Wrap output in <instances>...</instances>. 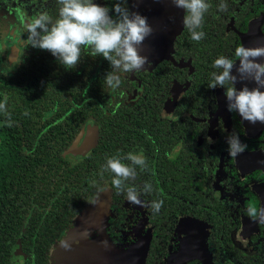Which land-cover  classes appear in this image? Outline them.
<instances>
[{
  "label": "flooded vegetation",
  "instance_id": "flooded-vegetation-1",
  "mask_svg": "<svg viewBox=\"0 0 264 264\" xmlns=\"http://www.w3.org/2000/svg\"><path fill=\"white\" fill-rule=\"evenodd\" d=\"M215 1L222 2L212 0L211 7ZM223 2L227 4L224 14L232 15L245 0ZM45 3L12 0L13 10L0 15L1 95L5 99L20 86L19 94L28 99L33 90L38 92L47 84L52 95L61 93L59 100L68 97L66 102L72 100L75 105L94 101L100 109L99 119L108 121L115 137L112 145L101 148L99 155L104 158L99 167L106 163V157H121L123 163L130 164L123 159L128 153L142 155L146 168L136 166L135 180L126 183L138 191L150 184L151 192L140 199L163 201L159 212L153 213L150 208L130 203L126 193L106 184V218L89 229L86 241H106L112 256L104 255L103 248H93L95 253H88L91 261L84 264H120V260H142L143 264H264V224L246 214L249 204L264 207V124H252L227 110L224 90L209 87L211 73L218 71L213 63L208 58L195 63L191 55H184L182 47L174 46L179 31L172 40V50L167 49L164 57L149 61L139 71L120 73L121 84L113 91L104 81L111 68L108 66L103 76V57L92 56L90 48L82 47L79 62L69 69L49 51L25 46L26 25L46 12ZM248 6L236 24L232 16L233 21L223 24L225 33L233 30L242 42L249 29L254 36L264 32V0H249ZM212 16L217 14L212 12ZM214 30L216 27L211 28ZM231 51L234 55L235 50ZM72 76L80 81V94L74 96L78 99L71 97L68 83ZM91 84L94 91L89 90ZM69 109L45 111L42 122L47 127L62 125L50 140L70 165L86 157L100 135L89 116L73 132L64 120L70 115ZM89 122L97 131L94 144L79 157H66L64 152ZM233 134L247 145L235 157L229 154L227 143ZM71 222L52 235L42 254L44 264L57 261V257H49V248L68 233ZM21 252L22 264H37L34 255L26 259L29 251ZM64 256L63 264H73L66 250Z\"/></svg>",
  "mask_w": 264,
  "mask_h": 264
},
{
  "label": "trees",
  "instance_id": "trees-1",
  "mask_svg": "<svg viewBox=\"0 0 264 264\" xmlns=\"http://www.w3.org/2000/svg\"><path fill=\"white\" fill-rule=\"evenodd\" d=\"M11 1L0 0V15L9 13L10 8L13 10L12 7L15 6H12ZM211 1L207 0L208 3ZM94 2L107 7L114 19L115 13L111 11L114 4L121 3L128 9L130 4V0ZM248 2L249 0H245L237 13L229 15L219 11L218 5L221 2L215 1V6H210L206 13L208 16L205 14L200 29L205 36L200 41L191 38L190 32L183 26L182 19V30L178 32L173 45L182 47L184 55H191L195 63L205 62L206 58L214 63L219 56L235 59L231 50L243 45L242 38L240 40L230 29L225 33L223 24L232 17L236 24L244 17V12L249 9ZM44 6L47 8L46 12L56 18L59 7L57 0H46ZM182 10L184 17L185 10ZM212 12H215L217 17H213ZM254 22L253 20L252 23ZM212 27H216V30L211 31ZM250 30L245 34L248 35ZM172 48L173 46L170 49ZM101 62L104 76L105 69L109 66L112 70V67L104 58ZM70 81L68 84L71 97L78 99L74 96L80 94L77 90L80 81L74 76ZM1 87L0 102H4ZM19 90L20 86H15L9 92L6 111H0V264H9L11 252L22 249L30 252V255L26 256L27 260L34 255L37 264H44L42 254L52 235L72 221L100 188L106 184L111 185V173L99 167L101 158H104L99 153L103 146L112 145L115 137L108 129V121L105 123L99 119L100 109L94 101L75 105L72 100L66 102L68 97L64 93L66 100H59L61 93L52 95L47 84L43 88L39 87L38 92L33 90L28 99H23ZM89 90L94 91L95 86L91 84ZM103 93L106 94V87ZM64 107L70 108V115L63 119L73 132L84 118L89 116L98 125L100 135L91 152L70 165L50 140L51 135L57 133L62 125L58 123L47 127V123L42 122L45 111L59 112ZM102 117L108 119L106 115L102 114Z\"/></svg>",
  "mask_w": 264,
  "mask_h": 264
},
{
  "label": "clouds",
  "instance_id": "clouds-1",
  "mask_svg": "<svg viewBox=\"0 0 264 264\" xmlns=\"http://www.w3.org/2000/svg\"><path fill=\"white\" fill-rule=\"evenodd\" d=\"M174 6L185 10L183 24L191 34V38L200 41L205 33L203 26L205 14L210 8L207 0H171ZM58 15L53 19L47 12L39 13L26 25L27 36L25 46L49 51L66 68H73L81 57L82 47L91 49L92 56H102L112 67V71L104 76L105 84L116 90L120 84V73L141 70L148 58L141 54L140 46L152 34V27L147 18L133 12L121 3L113 5L111 11L94 0H57ZM221 12L227 10V4L218 5ZM235 59L219 56L214 60L209 87H220L224 90L227 110L237 112L242 119L255 124H264V44L246 47L238 45L234 52ZM238 61V64L236 63ZM235 68L236 74H233ZM246 81L255 86L249 88ZM241 83L237 88L236 84ZM6 101L0 102V111H6ZM228 151L232 157L242 153L247 145L241 143L235 134L227 138ZM121 157H106L102 165L104 171L113 174L111 185L119 192L126 193L130 203L150 208L153 213L159 212L163 201H143L142 194L151 192V185L145 184L142 190L126 182L136 178V166L146 168L142 155L128 153ZM246 214L264 224V207L257 208L249 204ZM60 247L70 250L67 240L59 241Z\"/></svg>",
  "mask_w": 264,
  "mask_h": 264
},
{
  "label": "water",
  "instance_id": "water-1",
  "mask_svg": "<svg viewBox=\"0 0 264 264\" xmlns=\"http://www.w3.org/2000/svg\"><path fill=\"white\" fill-rule=\"evenodd\" d=\"M129 9L146 17L148 24L153 29L152 34L148 36L140 46L141 54L152 58L164 57L167 49L171 47L173 38L181 29L183 19L182 8L174 6L171 0H130ZM251 34L250 40L246 39ZM259 44H264V33L254 36V32L251 29L248 35L243 38V45L246 47ZM233 74H236L235 68H233ZM247 86L251 88L255 85L252 83L250 85L247 84ZM236 87H241V83L238 82ZM96 132L95 126L91 122L87 123L74 138L64 152V155L66 157H79L87 152L95 142ZM87 205L79 212L80 214L82 213L83 219L78 224H74V222L72 224L71 222L68 233L61 239L67 240L71 245L70 250H66V254L73 264H84V262L91 261L88 257V253H95L93 248L98 250L103 248L104 255L112 256L110 244L106 241L102 244L96 241H86L89 229L91 227H96L98 220L106 218L108 212L107 206L106 204L95 202H92L89 206ZM98 238L101 237L98 236ZM104 239H106L105 236ZM59 241L58 244H56L58 251L55 254H60L59 256L65 259V249L60 247ZM23 259L24 257L20 250H13L10 254L9 264H22ZM52 264L61 263H57L56 261L52 262ZM120 264H143V261L120 260Z\"/></svg>",
  "mask_w": 264,
  "mask_h": 264
},
{
  "label": "rangeland",
  "instance_id": "rangeland-1",
  "mask_svg": "<svg viewBox=\"0 0 264 264\" xmlns=\"http://www.w3.org/2000/svg\"><path fill=\"white\" fill-rule=\"evenodd\" d=\"M148 58V61H152V60H155L157 59L156 57L152 58V57H147ZM92 202H95V203H103V204H106V206H108L109 204V189L108 187H105L104 189L98 191L95 196L91 199V201L89 202V204L87 206H89ZM83 219V215L82 213L80 214H77L75 216V218L73 219L72 221V224L74 222V224H78L81 220ZM96 239V238H94ZM57 243H54L50 248H49V257L51 255H53V258L55 259L57 257V263H61L63 264L62 262H64L63 258L60 257L59 255L60 254H55L57 251H58V247H57ZM50 261H51V258H50ZM138 261V260H137ZM52 264V262H51Z\"/></svg>",
  "mask_w": 264,
  "mask_h": 264
}]
</instances>
